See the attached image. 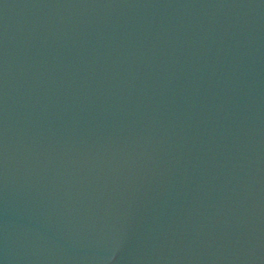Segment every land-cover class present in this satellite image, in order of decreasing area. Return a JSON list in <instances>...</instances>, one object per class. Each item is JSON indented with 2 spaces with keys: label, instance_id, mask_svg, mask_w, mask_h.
Masks as SVG:
<instances>
[{
  "label": "water",
  "instance_id": "1",
  "mask_svg": "<svg viewBox=\"0 0 264 264\" xmlns=\"http://www.w3.org/2000/svg\"><path fill=\"white\" fill-rule=\"evenodd\" d=\"M0 264H264V0H0Z\"/></svg>",
  "mask_w": 264,
  "mask_h": 264
}]
</instances>
